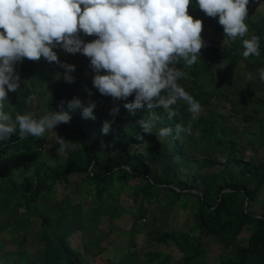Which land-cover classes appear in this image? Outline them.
Instances as JSON below:
<instances>
[{
	"label": "trees",
	"instance_id": "trees-1",
	"mask_svg": "<svg viewBox=\"0 0 264 264\" xmlns=\"http://www.w3.org/2000/svg\"><path fill=\"white\" fill-rule=\"evenodd\" d=\"M189 9L200 17L204 28L224 38L225 42L221 46L215 42L206 44L200 60L186 68L187 74L178 82L201 106L216 97L224 99L233 112L240 110L241 128L206 113L199 114L192 122L191 135L177 133L175 126H187L190 120L187 106L179 103L173 106L177 115L171 120L163 109H155L162 120L155 123L151 133H146L138 121L147 117V110L137 109L132 117L133 114L124 108L132 97L128 101L113 102L110 97L100 95L92 86L93 73L87 57L73 63L72 83L63 77L49 82L48 65L38 67L39 62L24 59L16 65L21 87L17 93L9 92L19 98V105H6L7 111L13 114L34 111L38 119L49 111H59L61 100L67 110L69 101L81 97L83 106L89 101L96 103L95 119L84 118L81 108L71 111L70 122L55 127L69 144L76 146L66 152L54 147L52 163L40 157L39 149L45 145L43 138L21 139L14 134L8 141L0 142V231L9 232L15 244L14 248L4 249L6 242L0 240V264H94L83 256L89 249L82 252L69 240L71 233L66 230L68 193L56 199L55 184L66 183L73 173L82 174L76 188L84 189L79 194L78 206L82 208L87 201L89 211L85 222L93 226L104 214L100 203L103 193L118 201L122 190L134 189L133 197L139 201V207L133 212V229L138 231V221L148 218L151 228L148 239L157 243L171 241L180 252L179 258L172 262L168 252L147 250L145 264H208L209 246L202 241L203 236L211 237L226 249L209 264H264V157H246L237 141L242 131L253 152L264 148V81L249 80L244 88L236 77L227 81L226 76L215 74L210 60L229 62L226 68H230L241 60V40L232 42L224 37L217 19L207 17L195 6V0ZM249 13L250 4L246 20L249 32L245 38L258 36L261 54L247 59L246 63L259 74L264 68V20H253ZM86 61L88 66H85ZM32 94L41 96L43 112L31 107ZM113 108L119 109L114 116L110 113ZM121 120L127 122L120 124ZM104 121L110 122L107 134L101 131ZM163 128H171V134L161 137L159 130ZM194 133L199 140H194ZM137 134L143 140L137 139ZM162 199L167 200L168 210L172 206L186 209L193 200V227L186 231L157 230L159 216L154 209L148 215V208L142 202L155 203L161 208ZM122 211L116 206L111 218ZM28 229L35 243L33 254L39 258H33L28 246L24 245ZM242 231L247 232L245 242L231 249ZM127 256L136 257L137 254L127 252ZM137 264H141L139 260Z\"/></svg>",
	"mask_w": 264,
	"mask_h": 264
},
{
	"label": "clouds",
	"instance_id": "clouds-1",
	"mask_svg": "<svg viewBox=\"0 0 264 264\" xmlns=\"http://www.w3.org/2000/svg\"><path fill=\"white\" fill-rule=\"evenodd\" d=\"M192 0H0V142L14 134L21 139L44 138L51 131L59 150L75 149L58 136V124L71 120V111L82 108L84 118L95 119L94 101L87 106L73 98L59 111H49L35 118L34 111L22 114L6 110L9 92L21 87L16 65L24 59L56 63L64 69L63 79L72 83L75 65L61 61L54 49L88 58L92 70V86L102 96L130 102L124 104L129 113L145 108L147 117L138 121L144 132L151 133L162 117L155 109H163L169 120L177 115L174 105L183 103L190 113L187 126L177 124V133L191 135L192 122L199 118L200 103L178 82L185 76L182 68H191L200 60L206 46L203 21L189 13ZM250 0H195L207 17L216 18L223 36L242 43L244 59L260 56V38L249 32L246 23ZM83 37H94L85 40ZM182 65V67H181ZM264 80V68L260 70ZM59 76L61 75L58 73ZM89 95L91 92L89 91ZM119 111L113 108L114 116ZM102 133L110 131L104 121ZM171 128L159 130L161 137ZM137 139L143 137L137 134Z\"/></svg>",
	"mask_w": 264,
	"mask_h": 264
},
{
	"label": "rangeland",
	"instance_id": "rangeland-1",
	"mask_svg": "<svg viewBox=\"0 0 264 264\" xmlns=\"http://www.w3.org/2000/svg\"><path fill=\"white\" fill-rule=\"evenodd\" d=\"M188 10L194 18H200L199 16H196L190 9ZM249 16L253 20H264V0H250ZM202 36L206 44L215 42L221 46L225 42L224 38H219L217 35H214L204 27ZM85 38L86 40H91V37ZM54 50L57 52L58 57L61 58V61H65L70 64H73L78 58H85V56L79 53L73 55L68 54L59 48ZM246 61L247 60L241 56V60L230 68H226L229 62H222L218 59H212L209 63L212 65L215 74L218 73L222 77L226 76L228 78L226 79L227 81H230V79L236 77L237 80H239L238 84L245 88L249 80H255L256 78L261 80L258 70L248 67ZM44 64L48 65L50 70L49 82L59 81L62 79V73L64 70L63 68L54 62L48 63L44 59L39 61L38 67ZM85 66H88L87 61ZM182 70L185 74H187L186 68H182ZM58 73L61 75L59 76ZM8 97L9 104H6L7 106L15 107L19 105L18 97L10 95V93H8ZM78 99L83 105V98L80 97ZM29 101L31 107H33L35 111H44L43 101L39 94H32ZM79 109L81 108L74 109V112L79 111ZM239 112L240 110H238V113L233 112L224 99L213 97L205 106H201L200 114L208 113L216 118H219L220 120L222 119V121L226 122V124H232L240 129L243 124V119L242 114ZM132 117H134V114ZM124 122L127 121H119L120 124ZM54 131L58 136L67 141V139H65L66 137L62 135L59 130L57 131L55 128ZM194 138V140H199L197 133H194ZM43 141L45 145L39 149L40 157L52 163L55 155V148L59 147V145L56 143V138L51 131L45 133ZM237 141L242 147V150H244L246 157L252 156L255 159L264 157L263 147L256 149L254 152L251 150L246 133L240 131L239 135L237 136ZM81 178L82 174L73 173L69 175V179L66 183L55 184V194L56 199L65 197L67 193L70 197V203L66 210L68 212L66 230L71 233L69 240L74 247L78 248L82 252H84V249H89L83 253V256L87 260L92 261L94 264H137V260H139L141 264H145L146 259L144 257V253L147 250L168 252L172 262H175L179 258L180 252L177 250L173 242L169 241L167 243H157L148 239V234L151 232V228L147 224L148 218H142L138 221V231L133 229V212H135L139 207V201L133 197L134 189L131 191L122 190L119 194L118 201L110 199L108 195L103 193L100 198V203L102 205L101 208L104 214L101 216L99 223L95 226H93L91 222L86 223L85 221L88 220L87 212L89 211V204L86 201L82 208L78 206L79 194H82L84 189L82 187L76 189ZM74 190L77 191L74 193ZM89 198L90 196H87L86 200H89ZM142 204L148 208V215L154 209L156 214L159 216V224L156 226L157 230L182 229L186 231L187 228L193 227L194 225L191 214L193 200L190 201L189 206L186 209H183L179 206H172L168 210L166 199H162L161 208H158L159 205L155 203H148L146 201H143ZM116 206H120L123 211L117 217L111 218V213L114 211ZM130 233H132L133 236H130ZM25 234L27 235L24 243L25 247L28 246V250H30L32 253L33 258H39V255L36 256L35 253L33 254L35 250V243L31 239L33 237L31 229L26 230ZM246 235L247 232L242 231L230 248L234 249L238 244L244 243ZM0 240H4V242H6L3 247L4 249H11L15 247V244L11 241V234L5 230L0 231ZM97 241H99V243ZM202 241L207 242L209 246V262L213 260L214 257L220 252H224L226 250L211 237L203 236ZM99 249H101L100 252H98ZM127 252H135L137 256L129 257L127 256Z\"/></svg>",
	"mask_w": 264,
	"mask_h": 264
}]
</instances>
